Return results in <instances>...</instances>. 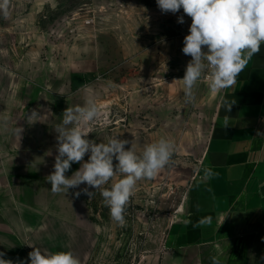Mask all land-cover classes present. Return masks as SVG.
Listing matches in <instances>:
<instances>
[{
  "label": "rangeland",
  "instance_id": "rangeland-1",
  "mask_svg": "<svg viewBox=\"0 0 264 264\" xmlns=\"http://www.w3.org/2000/svg\"><path fill=\"white\" fill-rule=\"evenodd\" d=\"M12 5L10 19H0L2 258L30 264L33 245L71 251L80 264H156L170 225L189 207L220 97L205 79L186 102L177 81L191 60L182 52L191 18L182 8L162 12L156 0ZM89 100L102 112L88 126L89 140L107 143L118 136L133 140L140 152L164 137L174 142L175 159L192 164L138 181L123 225L111 219L99 191L92 200L75 195L86 184L54 194L46 181L63 112ZM33 111L37 115L29 118ZM80 167L72 163L65 175ZM255 243L249 264H264V233Z\"/></svg>",
  "mask_w": 264,
  "mask_h": 264
},
{
  "label": "clouds",
  "instance_id": "clouds-1",
  "mask_svg": "<svg viewBox=\"0 0 264 264\" xmlns=\"http://www.w3.org/2000/svg\"><path fill=\"white\" fill-rule=\"evenodd\" d=\"M162 12L177 13L181 8L191 18L189 34L184 37L182 52L191 57L182 80L186 102L194 99L193 89L198 81L207 80L213 95L233 86L239 74L246 68L252 57L264 44V0H156ZM12 0H0V19L11 17ZM179 23L184 19L180 17ZM207 49L206 51L204 49ZM222 106L230 111L235 100L221 96ZM101 108L93 100L84 105L68 107L63 112L62 124L57 125V152L54 171L46 177L54 194L67 193L69 189L87 186L82 193L94 199L99 191L103 204L109 209L110 217L116 223H125V211L135 195L137 182L142 179L154 180L163 170H173L178 166L192 167L189 161L175 159V145L161 137L156 142L144 145L137 152L132 141L112 137L107 143H96L87 137L88 127L101 117ZM35 111L29 118L36 116ZM225 127L227 117L225 118ZM22 129H18V134ZM257 135L264 133L257 131ZM131 144L126 149V145ZM90 154V155H88ZM88 160L84 162V157ZM114 160L117 163L114 164ZM72 163H81L79 170L70 177L65 173ZM213 175L211 169H204V179ZM118 178V179H117ZM111 182L110 187H105ZM95 189V192L89 191ZM211 217L201 218L194 227L211 223ZM185 223H191L186 220ZM30 264H80L71 251L50 252L47 249L29 245ZM0 264H13L3 259ZM212 264H220L212 257ZM20 264H26L21 261Z\"/></svg>",
  "mask_w": 264,
  "mask_h": 264
},
{
  "label": "crops",
  "instance_id": "crops-1",
  "mask_svg": "<svg viewBox=\"0 0 264 264\" xmlns=\"http://www.w3.org/2000/svg\"><path fill=\"white\" fill-rule=\"evenodd\" d=\"M221 96L235 100L230 111ZM258 130L264 133V44L220 93L189 207L170 225L156 264H212V257L249 264L264 233V135ZM205 168L210 179L203 178ZM209 216L210 224L193 226Z\"/></svg>",
  "mask_w": 264,
  "mask_h": 264
}]
</instances>
